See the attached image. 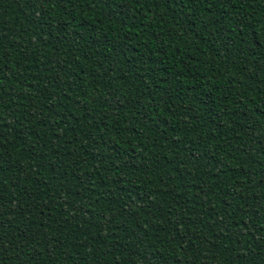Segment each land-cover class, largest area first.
Listing matches in <instances>:
<instances>
[{
	"label": "trees",
	"instance_id": "1",
	"mask_svg": "<svg viewBox=\"0 0 264 264\" xmlns=\"http://www.w3.org/2000/svg\"><path fill=\"white\" fill-rule=\"evenodd\" d=\"M0 264H264V0H0Z\"/></svg>",
	"mask_w": 264,
	"mask_h": 264
}]
</instances>
